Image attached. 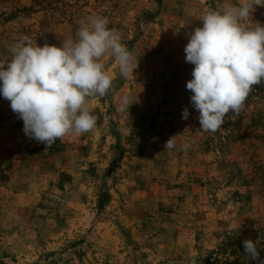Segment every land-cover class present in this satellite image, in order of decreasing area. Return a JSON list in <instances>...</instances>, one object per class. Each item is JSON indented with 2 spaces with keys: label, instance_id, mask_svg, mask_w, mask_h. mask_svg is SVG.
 <instances>
[{
  "label": "rangeland",
  "instance_id": "374dc122",
  "mask_svg": "<svg viewBox=\"0 0 264 264\" xmlns=\"http://www.w3.org/2000/svg\"><path fill=\"white\" fill-rule=\"evenodd\" d=\"M251 4L253 0H248ZM238 0H0V61L23 36L61 46L107 17L138 64L90 98L97 123L50 148L0 95V264H260L264 260V80L239 117L201 130L184 48L201 16ZM246 27L264 26L254 5ZM6 67V65H5ZM128 95L133 104L119 110ZM187 107L188 119L182 118ZM176 136V147L165 150ZM190 145L186 150L183 145ZM256 242L259 260L244 252Z\"/></svg>",
  "mask_w": 264,
  "mask_h": 264
},
{
  "label": "clouds",
  "instance_id": "9594fccd",
  "mask_svg": "<svg viewBox=\"0 0 264 264\" xmlns=\"http://www.w3.org/2000/svg\"><path fill=\"white\" fill-rule=\"evenodd\" d=\"M254 5L264 7V0H238L204 13L202 27L194 29L184 48L185 61L194 65L186 89L192 93L190 102L199 112L202 131L221 129L230 111L239 117L253 86L264 80V26L244 23ZM108 24L107 17H88L80 22L77 38L66 37L59 47L33 45L25 35L10 47L11 59L0 61V95L23 120L25 135L45 144L46 150L70 133L81 135L95 128L97 117L90 113L88 101L104 97L113 81L105 58L115 59L125 79L138 65ZM132 104L124 95L119 110L128 111ZM188 116L185 107L182 118ZM175 137L166 141L165 150L176 147ZM243 245L251 260H259L256 242L245 239Z\"/></svg>",
  "mask_w": 264,
  "mask_h": 264
}]
</instances>
